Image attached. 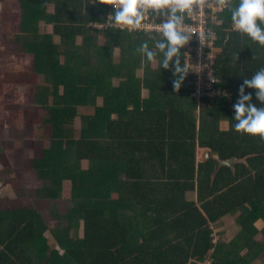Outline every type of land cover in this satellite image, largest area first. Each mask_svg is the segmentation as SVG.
Segmentation results:
<instances>
[{"label":"trees","instance_id":"obj_1","mask_svg":"<svg viewBox=\"0 0 264 264\" xmlns=\"http://www.w3.org/2000/svg\"><path fill=\"white\" fill-rule=\"evenodd\" d=\"M14 1L21 14L16 51L44 81L35 101L44 116L34 127L43 146L32 162L40 186L29 196L57 201L68 186L72 207L56 216L65 225L55 229L33 205L0 210V264H264V228L256 225L264 223V143L233 127L239 87L264 67V48L231 31L230 11L209 25L217 38L219 96L197 99L188 84L193 78L174 89L172 69L159 66L162 55L142 63L136 49L148 40L158 51L151 38L159 32L105 27L111 5ZM163 19L149 16L147 23ZM46 27L50 35L39 33ZM255 92L245 88L260 106ZM87 108L91 115L79 114ZM76 119L78 138L71 128ZM199 148L206 150L201 162ZM137 209L135 220L128 210ZM235 215L234 239L216 240L215 227Z\"/></svg>","mask_w":264,"mask_h":264},{"label":"rangeland","instance_id":"obj_2","mask_svg":"<svg viewBox=\"0 0 264 264\" xmlns=\"http://www.w3.org/2000/svg\"><path fill=\"white\" fill-rule=\"evenodd\" d=\"M18 11L16 6L6 8L4 10L6 19L1 24L2 27L0 26V31L7 34V41L10 46V48H6V54L0 59V72L6 73L4 76H7V78L2 79L3 82L0 84V88L4 87L6 90L5 95L3 94L4 90H0V144L2 145V153H0V205H6L8 208L33 205L50 228L55 229V224L65 225L56 216L64 214L66 210L72 207V203L68 200L70 190L66 186L62 191L60 200L49 203L29 196V193L40 186V182L33 171L32 162L42 152L43 146L42 138L35 133L34 127L41 122V115L44 116L40 105L35 103L38 94L37 87L42 86L44 81L41 76L34 75L32 61L16 51L13 37L21 33V23L17 20L19 19ZM15 14L18 15L17 18L12 20V16ZM39 33L50 35L51 29L50 27L42 28ZM76 44L80 45L81 39H78ZM102 44L103 42L100 41V45ZM215 51L216 49L213 50V53ZM115 57L117 60L118 52ZM137 75L142 77L143 72L139 71ZM117 83L118 81L112 82L114 86ZM141 95L145 99L148 97V92L143 90ZM52 100L53 97H49V103ZM96 104L100 106L101 100H96ZM92 113L93 110L87 108L80 109L79 114L91 115ZM71 126L73 137L78 138L80 120L76 119ZM83 167H86V164H83ZM236 217L237 215L230 220H233V225L228 227L226 232L228 235L223 237L226 244H229L240 230V227L235 224ZM256 225L260 230L264 228V223L261 221H258ZM79 232L81 235V226H79ZM46 236L50 237V234L47 232ZM49 240L54 242L51 237ZM51 247L55 248V245L52 243ZM240 255H245V252L242 251ZM252 264L262 263L255 260Z\"/></svg>","mask_w":264,"mask_h":264},{"label":"clouds","instance_id":"obj_3","mask_svg":"<svg viewBox=\"0 0 264 264\" xmlns=\"http://www.w3.org/2000/svg\"><path fill=\"white\" fill-rule=\"evenodd\" d=\"M82 5L85 9L89 5H111L113 11L108 15L109 22L105 27L118 26L121 31L127 30L129 33L142 30L147 16L165 17L159 25V38H151L158 51L150 48L148 40L143 41L136 51L143 54L142 63L145 66L153 63L158 54L162 55L159 66L172 69L173 87L177 92L191 71L188 64L181 65V49L189 44L194 35L199 38L201 47L206 40L215 39L211 30L207 33L201 30L194 34L185 25L187 17L213 6L220 10L228 9L231 13V31L247 36L251 42L264 48V0H238V3L235 0H82ZM200 69L202 70L201 67ZM245 88L256 90L255 96L260 106L252 103L253 96L251 93L245 94ZM233 109V120L236 122L234 131L258 137L264 143V67L257 70L251 78L243 79Z\"/></svg>","mask_w":264,"mask_h":264},{"label":"built area","instance_id":"obj_4","mask_svg":"<svg viewBox=\"0 0 264 264\" xmlns=\"http://www.w3.org/2000/svg\"><path fill=\"white\" fill-rule=\"evenodd\" d=\"M222 11L223 10L218 9L215 6H213L212 8H205L202 13L187 17L185 20V25L193 30L194 34L198 33L201 30H204L206 33L207 31L211 30L214 33V31L209 28V25L220 24L218 15ZM148 18L149 16L146 17L144 21V28L140 31L159 32V26L147 23ZM90 27L94 28L92 25H90ZM116 28L119 27L117 26ZM214 35L215 39L206 40L203 47H201L200 45L199 38L194 35L189 44L181 49L184 56V63L188 64L191 70L186 78H193V82H191L190 80L188 81V84L192 85L194 90L192 96L197 99L203 96H219V92L213 88L215 82L213 65L216 53L218 52V49L215 47V44L217 42L216 34L214 33ZM215 49L216 51L213 53V50ZM199 66L202 68V70ZM209 262H211V260H207L204 263L200 264H209Z\"/></svg>","mask_w":264,"mask_h":264},{"label":"crops","instance_id":"obj_5","mask_svg":"<svg viewBox=\"0 0 264 264\" xmlns=\"http://www.w3.org/2000/svg\"><path fill=\"white\" fill-rule=\"evenodd\" d=\"M13 6H16L19 9V6L17 5V3L14 0H0V26H1V24L3 22H5V19H6L4 10L6 8H10V7H13ZM12 13H10V14H12ZM18 14H19V19H17V20H18V22H20V19H21L20 18L21 17L20 11H18ZM17 16L18 15H16V14H15V16H12V20H16ZM6 38H7V34L5 32H3V31L2 32L0 31V59H1V56H3V55L6 54V48L7 47L10 48V46L8 44V41L7 42L5 41ZM14 44H15V42H14ZM5 74L6 73H3V72L1 73L0 72V84L3 82L2 79H4L5 77L7 78V76H4ZM0 90H4L3 91V94L4 95L6 94V90H5L4 87L0 88ZM8 92H7V94H8ZM205 155H206V150L205 149H200V148L197 149V155H196L197 156V162H201L204 159V156ZM201 156H203V157L200 159ZM218 166H221V165H218ZM115 197H116L115 194L112 193L111 194V198H115ZM188 199L189 200H191V199H194L195 200V197H194V195H189L188 196ZM8 209H11V208H8V207H6V205H3V204L0 205V210H8ZM128 211L131 213V215H135V220H137V218L140 217L139 209L136 210L137 211V214H135L134 212L132 213L130 210H128ZM142 212H143V215H144L145 210L143 209ZM230 217L231 216H227V217H225L222 220L221 224H219V225H222L221 227L219 225H217L215 227V229H214L215 230L214 231V233H215L214 234L215 239H217V238L220 239L221 237L223 238V235H224V238H225V236L228 235V234H226L227 229H228L229 226L233 225L232 224L233 223V220L230 221L233 218L232 217L230 218ZM222 228H224V229H222ZM45 235H46V233H45ZM49 239H50V237H49ZM49 242H50V245H52V243H53L55 245V249L59 250V246H58V243H57L56 240H54V242H51V240H49Z\"/></svg>","mask_w":264,"mask_h":264},{"label":"water","instance_id":"obj_6","mask_svg":"<svg viewBox=\"0 0 264 264\" xmlns=\"http://www.w3.org/2000/svg\"><path fill=\"white\" fill-rule=\"evenodd\" d=\"M217 165H231L233 163V160H229V161H217L216 162Z\"/></svg>","mask_w":264,"mask_h":264}]
</instances>
